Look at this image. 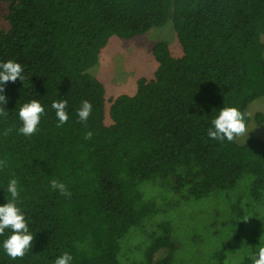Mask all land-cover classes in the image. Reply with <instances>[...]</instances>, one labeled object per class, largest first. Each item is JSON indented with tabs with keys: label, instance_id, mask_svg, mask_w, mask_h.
Listing matches in <instances>:
<instances>
[{
	"label": "trees",
	"instance_id": "obj_1",
	"mask_svg": "<svg viewBox=\"0 0 264 264\" xmlns=\"http://www.w3.org/2000/svg\"><path fill=\"white\" fill-rule=\"evenodd\" d=\"M172 20L181 54L152 47L153 75L105 97L87 69L111 36ZM24 71L4 85L0 205L18 181L32 248L0 264H253L264 246V140L207 132L223 107L248 112L264 94V0H0V63ZM38 100L34 135L19 108ZM67 100L61 127L53 101ZM92 104L86 123L77 115ZM246 125L249 117H246ZM262 120L260 113L255 114ZM6 129H11L5 136ZM91 139H85L88 132ZM64 183L71 196L51 189ZM166 253L154 260L158 250Z\"/></svg>",
	"mask_w": 264,
	"mask_h": 264
},
{
	"label": "clouds",
	"instance_id": "obj_2",
	"mask_svg": "<svg viewBox=\"0 0 264 264\" xmlns=\"http://www.w3.org/2000/svg\"><path fill=\"white\" fill-rule=\"evenodd\" d=\"M23 67L13 61L0 63V101L6 102V97L3 95L4 85L8 82H15L17 79L23 81ZM67 100L53 101L52 109L55 110L56 117L59 121L57 127H61L68 122ZM44 107L38 100L23 104L19 108V119L22 122V127L19 128V133L24 136H32L37 131V126L40 123L41 116L44 114ZM92 112V104L85 100L82 102L80 109L77 112L79 120L86 123ZM0 115H6V111L0 108ZM251 114L241 112L236 107H223L219 114L212 120V128H209L207 135L214 140L224 142H234L238 138L248 136V128L246 125V117ZM11 129H6L4 135L7 136ZM92 132H88L85 139H91ZM7 161H0V167H5ZM53 191L59 192L63 196H71L64 183L52 180L50 183ZM7 193L10 198L7 203L0 205V236L4 235L6 229L11 230V235L3 242V249L8 257L12 260L23 258L25 254L32 248L33 235L29 232L28 224L21 209L17 206L19 198L18 181L11 179L7 186ZM73 257L65 252L57 257L54 264H71ZM253 264H264V246L258 247V258L253 257Z\"/></svg>",
	"mask_w": 264,
	"mask_h": 264
},
{
	"label": "rangeland",
	"instance_id": "obj_3",
	"mask_svg": "<svg viewBox=\"0 0 264 264\" xmlns=\"http://www.w3.org/2000/svg\"><path fill=\"white\" fill-rule=\"evenodd\" d=\"M158 41H165L172 54H181V47L175 35L171 19L160 26H152L145 33L130 38L111 36L101 49L97 61L87 71L97 77L104 85L105 97L110 99L120 93L132 94L136 89L137 78H149L157 66L152 47ZM251 115L247 123L248 136L237 139L245 142L250 137H260L264 140V94L256 97L247 106ZM260 113L261 121L255 119ZM166 250L160 249L154 253L153 259L158 260Z\"/></svg>",
	"mask_w": 264,
	"mask_h": 264
}]
</instances>
